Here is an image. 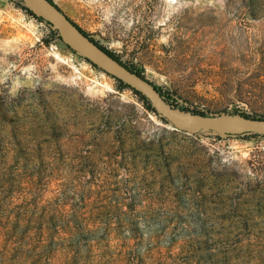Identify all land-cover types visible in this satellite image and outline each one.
I'll use <instances>...</instances> for the list:
<instances>
[{"label": "rangeland", "instance_id": "rangeland-1", "mask_svg": "<svg viewBox=\"0 0 264 264\" xmlns=\"http://www.w3.org/2000/svg\"><path fill=\"white\" fill-rule=\"evenodd\" d=\"M173 107L264 119V0H51ZM0 264H264V136L190 135L0 0Z\"/></svg>", "mask_w": 264, "mask_h": 264}, {"label": "water", "instance_id": "water-1", "mask_svg": "<svg viewBox=\"0 0 264 264\" xmlns=\"http://www.w3.org/2000/svg\"><path fill=\"white\" fill-rule=\"evenodd\" d=\"M20 1L35 17L48 23L57 32L60 41L73 54L79 55L100 71L139 93L155 113L175 130L190 135L264 136V119L236 115L196 114L173 107L151 82L102 50L54 3L52 4L49 0Z\"/></svg>", "mask_w": 264, "mask_h": 264}, {"label": "trees", "instance_id": "trees-1", "mask_svg": "<svg viewBox=\"0 0 264 264\" xmlns=\"http://www.w3.org/2000/svg\"><path fill=\"white\" fill-rule=\"evenodd\" d=\"M15 5H16V8H18V9H20L21 11H23L26 15H28V16H30L31 18H33L34 20H36L37 22H40V23H43L47 28H48V30H49V32H50V35H51V37L54 39V40H58V41H60V38H59V36L57 35V32H55L53 29H52V27L48 24V23H46V22H44L41 18H37V17H35L31 12H29L24 6H23V4H22V2L20 1V0H11ZM52 4H53V2L51 1V0H49ZM74 25L75 26H77L75 23H74ZM77 28H79V30L82 32V33H84V34H86L80 27H78L77 26ZM87 35V34H86ZM91 40L93 41V42H95L92 38H91ZM96 43V42H95ZM96 44H98V43H96ZM98 46L102 49V50H104L107 54H109L111 57H113L114 59H116V60H118L117 59V57L114 55V54H112L111 52H109L108 50H106L104 47H102L101 45H99L98 44ZM69 49V48H68ZM83 59V58H82ZM86 63H88L89 65H91L93 68H95V69H97L95 66H93L91 63H89L87 60H85V59H83ZM119 61V60H118ZM125 66V65H124ZM128 69H130L129 67H127ZM131 71H134V72H136L138 75H141L138 71H135V70H132V69H130ZM102 72V71H101ZM102 73H104V72H102ZM105 74V73H104ZM105 75H107V74H105ZM108 77H110L113 81H115V83L117 84V87L120 89V90H128V91H130L131 93H132V95L145 107V109L147 110V111H149L150 113H152V114H154L155 116H158L156 113H155V111L151 108V106H150V104L139 94V93H137L136 91H134L133 89H131V88H129L128 86H126V85H124V84H122L121 82H119L118 80H116V79H114L113 77H111V76H109V75H107ZM141 76H143V75H141ZM158 91H159V89H158ZM159 93H160V95L163 97V95H162V93L159 91ZM200 114H203V113H200ZM245 117H248V116H245ZM161 120H163L162 118H161ZM164 121V120H163ZM250 136H252V137H259V136H257V135H250Z\"/></svg>", "mask_w": 264, "mask_h": 264}, {"label": "built area", "instance_id": "built-area-1", "mask_svg": "<svg viewBox=\"0 0 264 264\" xmlns=\"http://www.w3.org/2000/svg\"><path fill=\"white\" fill-rule=\"evenodd\" d=\"M210 136H220V135H210Z\"/></svg>", "mask_w": 264, "mask_h": 264}, {"label": "bare ground", "instance_id": "bare-ground-1", "mask_svg": "<svg viewBox=\"0 0 264 264\" xmlns=\"http://www.w3.org/2000/svg\"><path fill=\"white\" fill-rule=\"evenodd\" d=\"M173 128V127H172Z\"/></svg>", "mask_w": 264, "mask_h": 264}]
</instances>
